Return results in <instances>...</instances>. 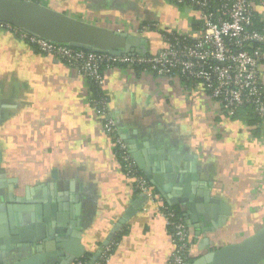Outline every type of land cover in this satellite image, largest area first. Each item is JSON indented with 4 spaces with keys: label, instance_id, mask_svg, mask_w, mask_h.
Listing matches in <instances>:
<instances>
[{
    "label": "crops",
    "instance_id": "1",
    "mask_svg": "<svg viewBox=\"0 0 264 264\" xmlns=\"http://www.w3.org/2000/svg\"><path fill=\"white\" fill-rule=\"evenodd\" d=\"M34 1L144 39L146 55L165 47L162 31L183 33L199 23L192 8L164 0ZM263 20L264 8L257 6L255 25ZM149 23H158L160 30L140 32ZM260 71L264 84V64ZM102 91L119 131L142 144L151 167L162 169L154 171L163 177L162 185L169 183L172 191L177 177L195 176L193 197L206 194L214 201L208 203L211 212L204 213L214 223L211 227L188 225L185 206H174L189 230L191 263L264 226L263 122L242 111L229 116L200 88H185L177 78L140 67L105 71ZM119 165L90 105L87 80L75 68L36 52L16 34L0 31V184L5 187L0 191V262L13 237L10 222L29 220L42 201L50 207L52 226L35 245H47L43 254H49L50 264L91 259L114 227L108 264H169V229L155 215L154 205L130 189ZM169 174L176 179L165 182ZM8 191L13 193L11 204ZM49 230L54 232L51 241ZM32 254L33 246L6 251V263Z\"/></svg>",
    "mask_w": 264,
    "mask_h": 264
},
{
    "label": "built area",
    "instance_id": "2",
    "mask_svg": "<svg viewBox=\"0 0 264 264\" xmlns=\"http://www.w3.org/2000/svg\"><path fill=\"white\" fill-rule=\"evenodd\" d=\"M164 1L192 8L199 23L195 30L183 33L162 31L165 47L155 55L111 56L87 52L48 42L6 23H0V31L14 33L30 48L35 47L39 53L75 68L100 89L104 85L105 71L117 66L142 67L156 76L177 78L185 88H200L229 116L245 110L264 123V84L260 78L264 64V20L261 27L255 26V8H264V0ZM159 30L158 23H149L143 25L140 32ZM90 105L119 157L124 181L154 205L155 215L169 229L173 246L169 264H191V237L183 217L167 205L137 168L109 113L106 97L91 100ZM146 209L144 207L143 211ZM112 249V243L103 246L93 264H108ZM76 264L86 263L78 261Z\"/></svg>",
    "mask_w": 264,
    "mask_h": 264
},
{
    "label": "water",
    "instance_id": "3",
    "mask_svg": "<svg viewBox=\"0 0 264 264\" xmlns=\"http://www.w3.org/2000/svg\"><path fill=\"white\" fill-rule=\"evenodd\" d=\"M0 23L12 25L22 31H25L35 37L41 38L48 42L69 46L75 49H81L92 53H106L111 56H122L131 54H145V40L128 35L124 32H116L109 29L95 26L61 12L55 11L49 7L43 6L32 0H0ZM121 138L125 141L128 147V152L136 164L137 168L146 178L150 185L154 186L167 205L174 207L176 205L185 206L183 216L188 225L196 222L205 223L208 227L213 226L209 220V216L204 214L210 213L208 203H213L206 194L195 199L193 194L196 193L193 185L195 176L173 177L172 174L164 176L165 182L176 179L175 190H169V183L162 185L163 177L154 174L155 170H162L157 167H151L146 157L147 152L142 144L130 140L123 136L120 131ZM151 154V151L148 150ZM195 169V168H194ZM199 169V167L197 168ZM164 170H171L169 164H165ZM172 175V176H171ZM192 185V188L189 186ZM195 186V185H194ZM4 186L0 184V191L4 190ZM3 193V192H2ZM1 193V194H2ZM201 194V192H199ZM198 194V192H197ZM4 195V194H3ZM199 196V195H198ZM1 199V196H0ZM7 201L14 202L13 193L7 192ZM1 202V201H0ZM197 205V203H200ZM41 207L32 209L33 213L29 220H17L10 222L9 245L3 248V261L0 264L6 263V251L15 250L17 248L30 249L34 247L35 254L24 260L17 261L12 264H50L48 259L49 254H43L46 251L47 245H35L38 241H42L45 229L51 228L49 222V209L46 203L39 202ZM1 205V203H0ZM52 209H54L52 207ZM9 210V208H8ZM41 212V213H40ZM211 223V224H210ZM116 227L113 228L103 245H106L113 237ZM54 232L48 231L47 235L51 236L48 239L52 240ZM59 231H55L58 234ZM56 240H58L56 238ZM60 246V245H59ZM57 245V247H59ZM103 247H100L87 264H93L98 257ZM46 255V256H45ZM264 261V226L248 238L239 243L226 245L217 250L209 252L200 258L193 261L191 264H261Z\"/></svg>",
    "mask_w": 264,
    "mask_h": 264
},
{
    "label": "trees",
    "instance_id": "4",
    "mask_svg": "<svg viewBox=\"0 0 264 264\" xmlns=\"http://www.w3.org/2000/svg\"><path fill=\"white\" fill-rule=\"evenodd\" d=\"M32 1H34V0H32ZM256 27H261L262 25H255ZM32 49H34L36 52H38L36 49H35V47H32ZM136 68H138V67H136ZM135 68V69H136ZM140 68H142V67H140ZM87 83H88V86H89V90H90V101L91 100H100V99H102V98H104L105 96H104V94H103V91H102V89H100V88H98L97 87V85H95L94 83H92V82H90L89 80H87ZM242 112H245L249 117H252V118H256V119H258L256 116H254V115H252V114H250V112H248V111H245V110H243ZM236 115V114H235ZM114 155H115V157H116V159L118 160V162H119V157L115 154V151H114ZM120 163V162H119ZM170 208L178 215V216H181V214H180V212L175 208V207H171L170 206ZM182 217V216H181ZM89 257H85L84 259H82L83 260V262H87V261H89Z\"/></svg>",
    "mask_w": 264,
    "mask_h": 264
}]
</instances>
